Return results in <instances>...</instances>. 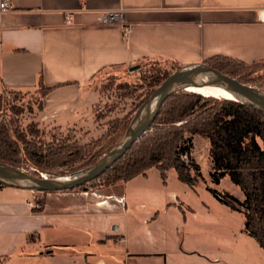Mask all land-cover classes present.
Returning a JSON list of instances; mask_svg holds the SVG:
<instances>
[{
  "label": "crops",
  "instance_id": "obj_1",
  "mask_svg": "<svg viewBox=\"0 0 264 264\" xmlns=\"http://www.w3.org/2000/svg\"><path fill=\"white\" fill-rule=\"evenodd\" d=\"M11 2L12 10L0 12V94L37 90L42 78L52 90L35 116L47 125L94 124L100 93L91 82L107 67L143 61L189 65L218 55L248 63L264 59V0ZM117 9L124 10L123 24L97 22L98 12ZM153 170L160 182L154 186ZM164 183L153 167L111 185L113 190L35 195L2 186L0 264H229L219 261L225 253L187 244V235L202 231L199 225L186 227L180 209L194 210ZM207 203L233 214L215 199L198 201L202 213L209 212Z\"/></svg>",
  "mask_w": 264,
  "mask_h": 264
},
{
  "label": "trees",
  "instance_id": "obj_2",
  "mask_svg": "<svg viewBox=\"0 0 264 264\" xmlns=\"http://www.w3.org/2000/svg\"><path fill=\"white\" fill-rule=\"evenodd\" d=\"M260 62H264V59L250 63ZM205 63L230 76H232L231 72L226 71V66L233 68V63L249 64L221 55L214 56ZM42 83L40 78L39 86L43 92L38 109L42 108L44 97L52 90L51 87H44ZM5 91L7 90L0 94V106L3 104ZM125 94H132V90ZM16 113L18 114L19 111ZM134 116L135 113L134 115L130 113L124 120H117L104 135L108 139L102 144V148L94 153L83 152L86 146L66 144L50 150V154L44 153L42 147L32 146L33 141H26L24 135L18 136L20 139L23 137L26 143L24 148L26 160L38 166L45 161L73 162L91 155L82 165L72 166L69 173H61L60 176H64L94 164L103 154L109 152L116 145L119 137H123ZM30 131L36 132L34 129ZM195 134L203 136L210 143L211 181L219 184L222 178L228 176L241 188L244 198L240 199L228 191L211 186L209 189L222 203L244 214V231L254 237L264 249V112L248 103L222 96L203 95L185 89L172 93L160 108L152 127L105 173L89 183L95 182L97 187L126 182L140 174H146L148 169L155 167L160 171L164 182L168 171L175 169L180 181L195 188L199 182H206L200 164L193 156ZM20 150L18 139L11 138L9 125L0 121V161L20 168L17 156ZM89 183L85 184L86 189L91 187L88 186ZM6 185L0 181V187ZM83 189L84 185L64 191ZM48 192L52 191H45ZM38 203L43 205L44 199L38 200Z\"/></svg>",
  "mask_w": 264,
  "mask_h": 264
},
{
  "label": "rangeland",
  "instance_id": "obj_3",
  "mask_svg": "<svg viewBox=\"0 0 264 264\" xmlns=\"http://www.w3.org/2000/svg\"><path fill=\"white\" fill-rule=\"evenodd\" d=\"M182 66L184 65L173 61H143L134 64L132 67L115 66L98 71L91 82L92 86L97 88L100 93V101L94 109L95 123L85 127L71 126L62 128L56 125H47L38 120L35 113L42 98L43 89L40 86L34 91H5L4 101L0 106V121L9 125L11 138L18 139V145L21 148L17 154L20 168L38 176L41 173L47 176H60L61 173H69L72 166L82 165L91 155L85 159L78 158L73 162L48 163L45 161L40 166L30 163L26 160L27 156L24 151L26 143L23 141V137L20 139L18 135H24V138L28 142L33 141L32 146L42 147L44 153H48L50 150H54L63 144L68 146H86L83 152L94 153L102 148V144L108 139L104 135L117 120H124L130 113L134 115L139 109L140 104H143V101L148 99L150 94L163 82L164 78ZM232 67L234 69L230 66L225 67L226 71L231 72L232 76L264 90V62L249 64L233 63ZM129 90H132V94H125L129 93ZM187 90L195 91L193 89ZM203 95L221 97L212 94ZM145 110L141 111V114ZM17 111H19L18 114L16 113ZM31 129L36 130V132L32 133ZM121 139L119 137L116 145ZM193 142V156L200 164L206 182L201 181L196 188H192L180 181L177 176L173 177L174 171L170 170L164 183L169 191L177 192L180 199L194 210L190 213L185 211V209H180L182 212L180 215L187 223L186 227L192 228L195 225H199L196 227H199L202 231L199 237L187 235L185 241L189 246H195L197 243L217 253H225L224 255L219 254L221 256L219 257V261L222 262L226 260L229 264H245L247 261L249 263L255 261L256 264H264L261 258H264V251L257 241L244 231V214L222 203L209 189V186L212 185L211 187L214 186L213 188L228 191L233 195H237L235 192L240 193L243 199L244 194L241 188L233 183L229 177H225L219 184L211 182L212 160L209 154L210 143L199 134L193 136ZM154 173H157V170H153V173L149 174V181L153 186L156 183H160L157 177H154ZM94 183H89L88 186L95 188ZM111 185L114 186L115 184L107 185V187ZM112 186L109 189L113 190ZM115 190H119V188L115 187ZM34 193L35 195H42L41 193L45 192L34 191ZM41 199L43 198L36 197L35 200ZM206 199H215L220 205L228 207L229 211L233 214L220 212L208 203L209 212L202 213L200 207H198V201L204 200L206 202ZM165 221L171 222L169 219H165Z\"/></svg>",
  "mask_w": 264,
  "mask_h": 264
},
{
  "label": "water",
  "instance_id": "obj_4",
  "mask_svg": "<svg viewBox=\"0 0 264 264\" xmlns=\"http://www.w3.org/2000/svg\"><path fill=\"white\" fill-rule=\"evenodd\" d=\"M222 87L231 92L234 100L248 103L264 112V90L246 84L208 63L184 65L169 75L139 107L122 139L94 164L64 176H38L0 161V181L10 186L33 191L73 190L91 182L117 162L153 125L160 108L174 92L188 87ZM149 107V109H148ZM145 112L141 114V111Z\"/></svg>",
  "mask_w": 264,
  "mask_h": 264
},
{
  "label": "built area",
  "instance_id": "obj_5",
  "mask_svg": "<svg viewBox=\"0 0 264 264\" xmlns=\"http://www.w3.org/2000/svg\"><path fill=\"white\" fill-rule=\"evenodd\" d=\"M13 5L11 0H2L0 3V12H6L12 10ZM97 22L99 24H123L124 23V10H103L96 15ZM67 23L72 21V16L68 15L66 19ZM41 176L46 177L47 175L41 173Z\"/></svg>",
  "mask_w": 264,
  "mask_h": 264
},
{
  "label": "bare ground",
  "instance_id": "obj_6",
  "mask_svg": "<svg viewBox=\"0 0 264 264\" xmlns=\"http://www.w3.org/2000/svg\"><path fill=\"white\" fill-rule=\"evenodd\" d=\"M187 89H193L201 94H212L214 96H225L228 99H235V96L222 87H194L190 86Z\"/></svg>",
  "mask_w": 264,
  "mask_h": 264
}]
</instances>
